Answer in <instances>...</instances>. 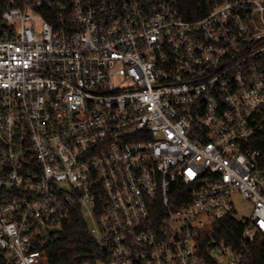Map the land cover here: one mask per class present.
Wrapping results in <instances>:
<instances>
[{"label": "built area", "instance_id": "obj_1", "mask_svg": "<svg viewBox=\"0 0 264 264\" xmlns=\"http://www.w3.org/2000/svg\"><path fill=\"white\" fill-rule=\"evenodd\" d=\"M190 1L5 0L4 264H49L78 209L108 264H245L264 245V0Z\"/></svg>", "mask_w": 264, "mask_h": 264}, {"label": "trees", "instance_id": "obj_2", "mask_svg": "<svg viewBox=\"0 0 264 264\" xmlns=\"http://www.w3.org/2000/svg\"><path fill=\"white\" fill-rule=\"evenodd\" d=\"M19 2L21 0H18ZM214 0H192L187 4V16H198L205 13L213 5ZM5 0H0V22L1 13ZM263 123L258 138L250 141L252 146L264 152V112L261 116ZM53 239L46 243L49 264H97L106 260V253L98 246L95 239L89 233L88 227L80 210L71 215L69 221L62 228L52 234ZM0 264H4L0 258ZM245 264H264V245H256L253 252L247 258Z\"/></svg>", "mask_w": 264, "mask_h": 264}, {"label": "rangeland", "instance_id": "obj_3", "mask_svg": "<svg viewBox=\"0 0 264 264\" xmlns=\"http://www.w3.org/2000/svg\"><path fill=\"white\" fill-rule=\"evenodd\" d=\"M233 205L236 217L242 219L248 217L252 210V203L240 193L233 195ZM90 224V221H89ZM97 264H108L106 261H99Z\"/></svg>", "mask_w": 264, "mask_h": 264}, {"label": "water", "instance_id": "obj_4", "mask_svg": "<svg viewBox=\"0 0 264 264\" xmlns=\"http://www.w3.org/2000/svg\"><path fill=\"white\" fill-rule=\"evenodd\" d=\"M53 231L55 232V231H57V229L56 228H53Z\"/></svg>", "mask_w": 264, "mask_h": 264}]
</instances>
